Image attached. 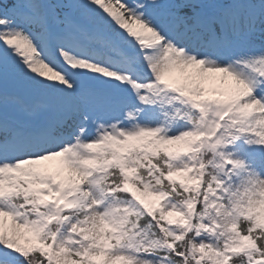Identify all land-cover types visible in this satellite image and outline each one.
I'll use <instances>...</instances> for the list:
<instances>
[{"label": "snow or ice", "instance_id": "1", "mask_svg": "<svg viewBox=\"0 0 264 264\" xmlns=\"http://www.w3.org/2000/svg\"><path fill=\"white\" fill-rule=\"evenodd\" d=\"M0 264H264V0H0Z\"/></svg>", "mask_w": 264, "mask_h": 264}]
</instances>
